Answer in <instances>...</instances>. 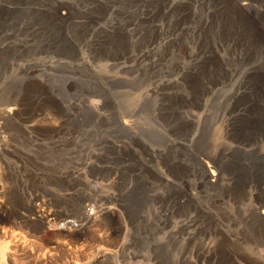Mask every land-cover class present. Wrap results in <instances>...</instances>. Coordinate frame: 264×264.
I'll return each instance as SVG.
<instances>
[{
	"label": "rangeland",
	"instance_id": "rangeland-1",
	"mask_svg": "<svg viewBox=\"0 0 264 264\" xmlns=\"http://www.w3.org/2000/svg\"><path fill=\"white\" fill-rule=\"evenodd\" d=\"M0 132V264H251L264 0H0Z\"/></svg>",
	"mask_w": 264,
	"mask_h": 264
},
{
	"label": "bare ground",
	"instance_id": "bare-ground-1",
	"mask_svg": "<svg viewBox=\"0 0 264 264\" xmlns=\"http://www.w3.org/2000/svg\"><path fill=\"white\" fill-rule=\"evenodd\" d=\"M13 108V107H12ZM16 108H18V107H16ZM15 108V109H16ZM9 109V108H8ZM11 109V108H10ZM14 109V108H13ZM9 111V110H8ZM11 111V110H10ZM14 112V111H13ZM17 112V111H16ZM10 113V112H9ZM11 114H13V113H11ZM17 114V113H16ZM63 123V122H62ZM64 125V124H63ZM2 127V126H1ZM62 127H64V126H62ZM58 128V127H57ZM59 128H60V125H59ZM7 132V131H6ZM1 133V132H0ZM3 133H4V131H3ZM7 134V133H6ZM4 136V135H3ZM4 138H5V136H4ZM6 139V138H5ZM0 140H3V137H2V135L0 136ZM7 142V141H6ZM60 144V143H59ZM54 145V144H53ZM9 146V145H8ZM11 147V146H10ZM58 147V146H57ZM13 148V147H12ZM55 148H56V146H55ZM11 149V148H10ZM57 149V148H56ZM8 150V149H7ZM6 150V151H7ZM15 150V149H14ZM13 150V151H14ZM8 151H10V150H8ZM16 153H17V151H15ZM1 154V153H0ZM17 154H19V153H17ZM10 156H12V154L10 155ZM13 157H15V156H13ZM16 158V157H15ZM29 158V157H28ZM20 159V158H19ZM25 159H23V161H24ZM5 163V162H4ZM3 163V164H4ZM206 164V165H205ZM5 165V164H4ZM22 166H23V164H21ZM204 167H205V170H206V174H207V177H208V179H209V182L210 183H212V184H218V182H219V180H220V178H221V171H220V168L219 167H217L215 164H211V163H208V162H206V163H204ZM21 166V167H22ZM2 167H3V165H2ZM6 167V166H5ZM47 169V168H46ZM22 170V169H21ZM49 170V169H48ZM5 171V170H4ZM8 171V170H7ZM45 171V170H44ZM49 171H51V170H49ZM22 172V171H21ZM26 172H27V170H26ZM43 172V171H42ZM48 172V171H47ZM69 172V171H68ZM72 172V171H71ZM11 173V172H10ZM52 173V172H51ZM5 174H6V172H5ZM34 174V173H33ZM55 174V173H54ZM58 174V173H57ZM69 174V173H68ZM71 174V173H70ZM14 175V174H13ZM20 175V174H19ZM42 175V174H41ZM63 175V174H62ZM8 176H9V174H8ZM50 176V175H49ZM73 176V175H72ZM20 177V176H19ZM28 177V176H27ZM57 177H59V176H57ZM42 178V177H41ZM49 178V177H48ZM64 178V177H63ZM65 179V178H64ZM3 187V186H2ZM2 187H1V184H0V194H1V192H2ZM36 200V199H35ZM0 201H1V199H0ZM32 202V201H31ZM33 203V202H32ZM0 205H1V203H0ZM35 205V204H34ZM3 207V206H2ZM5 207V206H4ZM34 208V207H33ZM41 209V208H40ZM35 210V209H34ZM37 210V209H36ZM41 210H43V208L41 209ZM87 210V215L89 216V217H94L95 215H96V213L94 212L95 210L94 209H86ZM7 211V210H6ZM8 211H10V210H8ZM4 212V211H3ZM39 212L40 211H38V213H36V214H38L39 215ZM83 212V211H82ZM111 212V211H110ZM41 213H43V211H41ZM40 213V214H41ZM112 214V213H111ZM261 214H262V216L264 217V209L261 211ZM2 214L0 213V216H1ZM33 215V214H32ZM37 215V216H38ZM49 216H50V214H49ZM4 217V216H3ZM3 217H1V218H3ZM22 217H24V216H22ZM21 217V218H22ZM30 217V216H29ZM43 217H45V218H47L48 219V216H44V214H43V216H38V218H40V219H43ZM25 218V217H24ZM37 218V217H36ZM52 219V218H51ZM55 219H57V218H55ZM54 219V220H55ZM53 220V219H52ZM53 220V221H54ZM29 221V220H28ZM39 221H41V220H39ZM49 221V220H48ZM56 221V220H55ZM54 221V222H55ZM50 222V221H49ZM52 222V221H51ZM50 222V223H51ZM25 223H27V222H25ZM35 223H37V222H35ZM28 224V223H27ZM38 224V223H37ZM41 225H40V228L42 229V230H47V226H46V224L43 222V221H41V223H40ZM67 224V223H66ZM35 225V224H34ZM67 225H73L74 227H80V226H78V225H76L74 222H71V223H69V224H67ZM39 226V225H38ZM62 226V225H61ZM64 226V225H63ZM81 228H83V226H81ZM80 229V228H79ZM56 230H57V228H56ZM56 230H54V231H56ZM65 230H66V228H65ZM68 230H69V228H68ZM62 231H63V229H62ZM64 232V231H63ZM62 232V233H63ZM67 232V231H66ZM0 250H2L1 248H0ZM113 250H115V249H113ZM112 250V251H113ZM119 250V249H118ZM4 251H5V249H4ZM7 252H8V249L6 250ZM102 251V250H101ZM103 251H105V250H103ZM103 251H102V253H103ZM107 251V250H106ZM3 251H1L0 253H2ZM109 253V252H108ZM118 253V252H117ZM5 254V253H4ZM7 254V253H6ZM101 254V253H100ZM109 254H112V252H110ZM115 255V254H114ZM114 255H112V256H114ZM2 256V255H1ZM111 256V257H112ZM110 257V256H109ZM115 257V256H114ZM98 260H99V258H98ZM99 262V261H98ZM250 262H251V264H264V257L263 258H260V259H251L250 260ZM4 264H5V262H4Z\"/></svg>",
	"mask_w": 264,
	"mask_h": 264
}]
</instances>
